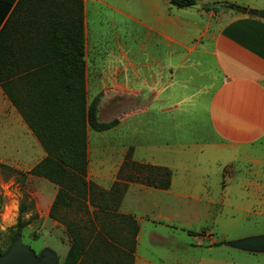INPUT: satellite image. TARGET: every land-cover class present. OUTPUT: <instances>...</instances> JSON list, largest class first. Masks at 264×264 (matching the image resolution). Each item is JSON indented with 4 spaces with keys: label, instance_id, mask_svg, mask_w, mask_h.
Instances as JSON below:
<instances>
[{
    "label": "crops",
    "instance_id": "0c3cea01",
    "mask_svg": "<svg viewBox=\"0 0 264 264\" xmlns=\"http://www.w3.org/2000/svg\"><path fill=\"white\" fill-rule=\"evenodd\" d=\"M16 1L0 0L11 7L10 11ZM81 1L87 102L88 87H96L100 96L98 111L105 105V115L117 120L114 127L102 132L116 130V135L125 136L127 141L131 139L128 136L141 138L138 143L125 141L117 147L122 154L118 170L129 149L132 160L165 166L143 156L136 158L140 142L171 149L177 143L170 142L181 138L179 145L183 147L238 149L264 136L263 18L231 9L209 10L205 17L198 9L176 7L169 0ZM182 9L184 12L175 17L174 12ZM91 12L112 32L109 47L102 49L100 42H94L90 51L96 59L93 67L86 62L87 39H93L88 29ZM199 22L200 30L195 33L186 28H197ZM0 130H30L1 87ZM201 130H210L212 137H199ZM240 173L263 197L262 161L248 158L243 169L231 171V179L236 180ZM115 180L111 177L103 188L109 189ZM151 191L161 193L167 189L129 183L120 205L119 212L132 215L139 227L133 264H155L139 254L143 214L137 215L133 208L144 204L134 198L136 195H150ZM158 218L172 220L168 216Z\"/></svg>",
    "mask_w": 264,
    "mask_h": 264
},
{
    "label": "rangeland",
    "instance_id": "374dc122",
    "mask_svg": "<svg viewBox=\"0 0 264 264\" xmlns=\"http://www.w3.org/2000/svg\"><path fill=\"white\" fill-rule=\"evenodd\" d=\"M195 2L200 4L198 10L205 17L209 10L218 12V4L223 3L264 9V0ZM193 11H190L191 14ZM179 12L175 11L174 16L178 17L184 11L182 9ZM201 24L199 22L197 28H186L195 33L200 30ZM88 29L94 40L87 39L86 62L89 67H93L96 59L90 51L94 49V42H100L99 47L102 49L109 47L111 40L108 37L112 32L92 12L88 15ZM88 94V103L96 99L99 104L100 96L96 87L89 86ZM106 110L103 105L101 112L98 111L99 121L109 122L114 119L113 116L105 115ZM116 132L87 130L86 179L101 188L109 184L111 177H117V166L122 155L117 147L120 148L119 145L125 141L138 143L141 140L128 136L131 139L127 141L124 140L125 136H118ZM197 135L203 139L212 137L210 130H201ZM179 139L181 138L170 140L172 145L177 143L171 149L162 145L149 146L150 143L138 144L136 158L143 156L171 170V184L166 192L151 191L150 195L144 196L140 193L134 197L144 201V204L133 207L137 215L143 214L140 222L139 254L155 264H264V252L248 251L229 245L233 240L264 235V194L260 197L241 173L236 180L230 177L231 171L241 167L243 169L250 157L261 160L264 164V136L254 144H246L238 149L183 147L179 145ZM44 156L43 148L30 130H0V182L9 179L14 181L10 189L14 197H6L0 190V204L11 198H19V208H26L22 218L30 219L29 224L20 232L14 227L19 210L14 222L0 219V252H5L19 240L37 255L42 251L53 253L56 264H63L72 237L64 224L49 217L57 187L42 177L28 173ZM128 172L133 174L131 169L124 170V173ZM140 189L150 190L146 187ZM131 199L132 194L126 199V205H130ZM82 215L80 208L74 204L68 210L67 219L80 224L85 221V217L81 219ZM158 215L168 216L172 220L164 222ZM158 222L161 223L157 224ZM167 226L175 230H170ZM187 230L196 232V239L192 238V234L186 233ZM219 242L222 244L209 246L210 243Z\"/></svg>",
    "mask_w": 264,
    "mask_h": 264
},
{
    "label": "trees",
    "instance_id": "16d2710c",
    "mask_svg": "<svg viewBox=\"0 0 264 264\" xmlns=\"http://www.w3.org/2000/svg\"><path fill=\"white\" fill-rule=\"evenodd\" d=\"M169 1L176 7L195 3ZM218 5L229 10L227 3ZM10 9L0 2V87L45 152L28 173L57 187L49 217L72 237L63 264H133L139 227L132 215L119 212L123 195L132 182L168 189L171 170L136 162L129 149L109 189L87 180V128L106 131L117 120L99 121L98 101L86 99L83 3L17 0ZM130 169L133 174L124 173ZM74 204L83 223L67 219ZM25 212L21 206L17 232L29 224Z\"/></svg>",
    "mask_w": 264,
    "mask_h": 264
},
{
    "label": "water",
    "instance_id": "95a60500",
    "mask_svg": "<svg viewBox=\"0 0 264 264\" xmlns=\"http://www.w3.org/2000/svg\"><path fill=\"white\" fill-rule=\"evenodd\" d=\"M189 7L199 9L200 4L195 2L190 4ZM228 9L264 19V9L247 8L232 4L228 5ZM229 245L248 251L264 252V235L233 240ZM0 264H56V258L49 251H42L37 255L30 247L17 240L5 252L0 254Z\"/></svg>",
    "mask_w": 264,
    "mask_h": 264
},
{
    "label": "clouds",
    "instance_id": "9594fccd",
    "mask_svg": "<svg viewBox=\"0 0 264 264\" xmlns=\"http://www.w3.org/2000/svg\"><path fill=\"white\" fill-rule=\"evenodd\" d=\"M14 181L9 179L6 182H0V190L6 197H14V193L10 191ZM19 210V198H11L8 202L0 204V219L8 222H14L15 215Z\"/></svg>",
    "mask_w": 264,
    "mask_h": 264
}]
</instances>
